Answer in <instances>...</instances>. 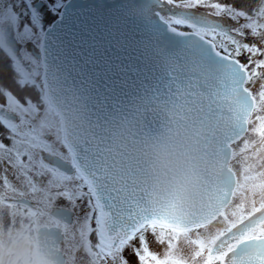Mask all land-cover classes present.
Listing matches in <instances>:
<instances>
[{
	"label": "water",
	"instance_id": "water-1",
	"mask_svg": "<svg viewBox=\"0 0 264 264\" xmlns=\"http://www.w3.org/2000/svg\"><path fill=\"white\" fill-rule=\"evenodd\" d=\"M153 3L68 2L44 60L47 93L74 158L89 162L108 185L101 202L114 219L139 212L113 190L132 185L160 223L206 222L233 190L230 143L245 131L254 100L241 114L230 81L207 69L193 47L179 42L182 37L155 28ZM190 76L199 80L195 89L183 83ZM168 130L188 143L199 173L181 202L154 176L144 149Z\"/></svg>",
	"mask_w": 264,
	"mask_h": 264
},
{
	"label": "snow or ice",
	"instance_id": "snow-or-ice-1",
	"mask_svg": "<svg viewBox=\"0 0 264 264\" xmlns=\"http://www.w3.org/2000/svg\"><path fill=\"white\" fill-rule=\"evenodd\" d=\"M67 7L66 0H9L0 9V52L9 59L14 82L20 89L36 86L37 67L46 59L54 28L64 22ZM152 7L158 31L166 30L173 37H182L179 42L193 47L207 69L230 81L235 105L243 114L249 101L257 99L246 85L264 81V0H257L252 11L222 0H154ZM200 8L207 11L198 13L196 10ZM49 16L53 23L46 27L44 21ZM225 20L233 23L225 24ZM178 26H188L194 31H179ZM249 37L262 43H249ZM241 56H247L246 62H241ZM204 82L207 83L206 78ZM183 83L195 89L199 80L190 76ZM260 89L259 101L264 103V83H260ZM0 95L5 98L0 104V126L7 130L4 139L10 141L8 146L0 139V163L6 162L15 170L23 188L19 190L0 173V188L11 194H0V211H6L13 223L17 217L28 219L51 213L60 236L74 240L78 237L72 250L82 251L89 264H131L124 255L127 249L136 255L138 264H147L148 259L154 264H188L183 259H170L171 253L160 259L149 250V232L169 249L173 248V236L155 218L136 187L113 188L122 194L124 202L131 201L139 209L136 215L129 213L127 220L114 219L113 213L101 202V192L108 191V185L97 170L86 160H66L40 141L33 119L35 105L30 98L22 102L11 91ZM33 199L35 208L31 204ZM60 199L68 207L57 209L55 202ZM40 204L44 210L38 207ZM82 205L84 211L80 216L76 209ZM92 234L97 238L96 243L90 239ZM195 246L194 256L201 257L203 264L214 261L264 264V240L261 239L245 240L228 251H224L225 245L212 253L199 244ZM205 251L207 255L202 258ZM74 262L75 256H71L69 264Z\"/></svg>",
	"mask_w": 264,
	"mask_h": 264
},
{
	"label": "flooded vegetation",
	"instance_id": "flooded-vegetation-1",
	"mask_svg": "<svg viewBox=\"0 0 264 264\" xmlns=\"http://www.w3.org/2000/svg\"><path fill=\"white\" fill-rule=\"evenodd\" d=\"M72 1L83 0H66V3ZM8 2L9 0H0V9ZM152 5L149 8L151 15L155 10ZM44 23L47 27L53 23V20L49 16L45 18ZM178 29L194 31L188 26H178ZM28 47L31 50L32 46L29 45ZM241 62H246V60L241 59ZM0 67H5L6 72L9 70L8 76L0 77V93L11 91L22 102L25 98H30L35 105L33 119L39 132L40 141L51 151L66 160L73 159L74 151L66 140L63 118L52 104L47 93L44 77L45 61L43 60L37 67L36 86H29L23 90L17 87L14 82V72L10 67V61L2 52H0ZM260 83H264V81H257L254 85H246L251 93L257 96V99L254 100L253 110L249 116L245 131L240 137L230 143V156L227 166L232 171L235 182L229 198L222 209L209 221L180 224L161 223L170 230V234L173 236V243L186 240L192 245L188 246L185 252L186 255H175L171 256L170 259H183L188 264H193L195 260L196 264H203L201 257L194 256L196 244H199L202 249H206L208 253H212L225 245L227 247L224 248V251H228L245 240L264 239V103L259 101V93L262 91ZM4 101V96L0 95V104H3ZM6 131L0 126V139L3 140L5 145L10 146V141L4 139ZM0 173L6 175L8 180L19 190H23L17 173L6 162L0 163ZM0 181H2V177H0ZM0 194L11 195L2 188H0ZM37 199H43V197L37 196ZM31 204L34 208L37 207L35 199L31 200ZM38 207L44 210L43 204L38 205ZM55 207L59 209L68 207V205L65 200L60 199L55 202ZM83 211V205L76 209L77 215L80 216L83 215ZM0 215H3L5 219L11 220L6 211H0ZM222 220L226 222V225L216 233V229L213 230V227ZM90 239L93 243L97 242L95 234H92ZM61 240L65 251L66 264H69L71 256H75L74 264H89L88 257L82 251L72 250V245L77 243L78 237L74 240L71 237L65 238L61 236ZM147 240L149 250L160 259H164L165 255L162 254V250L158 251L156 249L157 239L151 232L148 233ZM135 243L138 244L139 242ZM207 252L202 253V258L203 256L206 257ZM124 255L131 264H138L137 257L132 253L131 249L125 250ZM147 264H154V261L148 259ZM213 264H218V262L214 261Z\"/></svg>",
	"mask_w": 264,
	"mask_h": 264
},
{
	"label": "clouds",
	"instance_id": "clouds-1",
	"mask_svg": "<svg viewBox=\"0 0 264 264\" xmlns=\"http://www.w3.org/2000/svg\"><path fill=\"white\" fill-rule=\"evenodd\" d=\"M152 173L181 202L198 184L199 173L190 146L175 130H168L144 146ZM0 264H66L56 218L48 212L34 218L0 215Z\"/></svg>",
	"mask_w": 264,
	"mask_h": 264
},
{
	"label": "rangeland",
	"instance_id": "rangeland-1",
	"mask_svg": "<svg viewBox=\"0 0 264 264\" xmlns=\"http://www.w3.org/2000/svg\"><path fill=\"white\" fill-rule=\"evenodd\" d=\"M198 13H204V12H206L207 10L206 9H204V8H200V9H197L196 10ZM241 22H243V21H241ZM224 23L226 24V23H230V24H232L233 22L232 21H229V20H225L224 21ZM218 42V41H217ZM248 42L249 43H256V44H261L262 42L261 41H259V40H253L251 37H249L248 38ZM260 58H262V57H257V59H260ZM241 59H244V60H247V56H241L240 57V60ZM226 222H224L223 220L221 221V222H217L216 224H215V227H213V230H215L216 229V233H218L219 232V230H221L226 224H225ZM157 246H156V249L158 250V251H160V250H162V254H164L165 256H166V254H168V253H171V256H175V255H182V254H184V255H186V251H187V248H188V246H192L189 242H187L186 240H183V241H181V242H174L173 243V248L172 249H169L168 248V246H167V244H165V243H160V242H157V244H156ZM170 256V257H171Z\"/></svg>",
	"mask_w": 264,
	"mask_h": 264
},
{
	"label": "trees",
	"instance_id": "trees-1",
	"mask_svg": "<svg viewBox=\"0 0 264 264\" xmlns=\"http://www.w3.org/2000/svg\"><path fill=\"white\" fill-rule=\"evenodd\" d=\"M223 3L229 5H235L237 8H244L247 11H252L257 6V0H222ZM9 75V70H5V67H0V77Z\"/></svg>",
	"mask_w": 264,
	"mask_h": 264
}]
</instances>
